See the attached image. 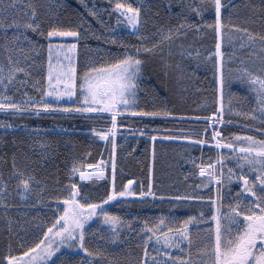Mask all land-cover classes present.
<instances>
[{"label": "snow or ice", "instance_id": "obj_1", "mask_svg": "<svg viewBox=\"0 0 264 264\" xmlns=\"http://www.w3.org/2000/svg\"><path fill=\"white\" fill-rule=\"evenodd\" d=\"M17 2L18 0H0V52L7 54L0 56V110L15 116L82 115L98 119L107 116L108 126L99 130L92 128L90 131L107 145H111L112 155L108 160L101 159L95 165L85 166L83 162H73L68 170V182L58 192L51 193L47 199H37L38 204L48 207L51 217L46 220L33 217L36 221L33 227L38 233L35 239L25 246L24 238L21 237L18 249H14L9 242L7 253L0 258V264H57L58 260L60 264H73L72 261L66 262L62 259L69 253L79 257L74 264H102L107 254L98 246L90 247L88 238L101 234V227L104 225H107L106 231L111 234L109 239L113 243L120 239L123 229L136 232L140 238L142 255L134 264H264V139L235 133L225 137L223 132L212 128L211 138H215L217 155L215 158L208 157L207 162H204L202 151L199 164L197 158L190 159L189 162L199 173L201 182L194 185L191 191L176 195L158 192L151 183L142 182L133 187V180H128L126 185L121 182L118 186L114 155L115 137L129 114L139 119L175 117V113L165 107L151 110L141 107L137 95L140 87L138 81L145 66L141 53L163 52L164 45L171 46L177 37L185 35L188 29L193 28L201 31L210 28L219 34L220 39L215 44V54H210V57L215 61L218 56L220 60L221 102L219 115L213 112L208 119H212L214 125H231V121L226 122L223 117L226 54L221 50V45L227 30L229 46L234 39H238L239 48L249 49L245 60L240 62L243 66L234 75L240 84L251 90L256 103L255 108L239 111L238 115L253 122L246 125L249 131H257L264 137V31L253 32L248 27L233 23L228 8L237 6L232 5L231 0H169V15L178 16L180 19L175 24H161L156 32L159 39L151 47L146 43L129 44L112 35L106 42L119 44L122 51H109L107 59L78 64L79 41L87 38L91 27L87 17L81 14L75 25L68 26L49 22L45 28V16L38 11L41 5L37 0H29L28 11L22 18H16L10 12ZM81 3L91 16L104 23L95 4L89 5L88 0H81ZM177 3L180 10L172 12ZM142 6V0L141 6L115 0L112 11L117 13L118 26L122 17H126L124 24L140 41H145L147 37L143 31L147 21L141 16ZM251 7L256 6L253 4ZM207 13L213 16L212 22L206 20ZM191 16L199 19L190 20ZM85 24L89 25L88 29H84ZM232 30H235V36ZM114 31L109 28V32ZM29 32L46 38L47 43L41 44ZM53 38H74L76 42L53 43ZM22 42L27 46H22ZM45 49L46 77L37 79L32 84L37 90L36 95L25 92L19 99L8 95L10 86L16 83L25 84L31 80V69L36 63L33 57L39 56ZM14 53L19 56L14 57ZM168 54H172L171 47ZM234 55H228L227 59L231 61ZM21 75L25 79H21ZM231 81L230 75L229 83ZM228 111H233L231 99L228 101ZM255 123L260 127L256 128ZM17 127L11 121L0 120V128L5 131H15ZM21 130L26 134L41 131L39 128L28 129L27 126ZM202 131L206 138H197L196 133L181 130L176 139L195 140L194 147L208 146L211 139L207 137L208 129ZM151 139L155 140L156 137L152 136ZM224 150H227L228 155H225ZM232 161L235 162L234 166H228ZM85 167L95 171H85ZM12 168V175L17 178L15 192L22 200L27 201L37 189L41 196L48 191L47 186L37 180L35 175L21 170L15 158ZM106 174L110 181V190L103 197L93 201L87 194H82V185L76 182L77 179L81 182H95L104 179ZM8 195L9 184L0 173V206L5 209L13 206L6 199ZM130 198H140L141 203L157 199L163 202L167 199L173 209H178L182 204H207L208 210L207 215L201 210L196 215H188L183 219L173 213H162L154 221H140L135 217L141 227L134 229L131 220L109 211L110 202H135ZM94 222L96 227L93 230ZM14 223L18 221L9 217L7 226L10 232L13 231ZM101 238L103 239L102 234ZM57 253L60 255L57 256Z\"/></svg>", "mask_w": 264, "mask_h": 264}, {"label": "trees", "instance_id": "obj_2", "mask_svg": "<svg viewBox=\"0 0 264 264\" xmlns=\"http://www.w3.org/2000/svg\"><path fill=\"white\" fill-rule=\"evenodd\" d=\"M37 2L41 5L38 11L45 16V28L48 27L49 22L52 24L59 22L62 26H68L75 25L81 14L87 17L91 22V27L87 38L79 41L78 49L82 55H88L93 61L107 59L109 51H122L119 44L106 42L107 38L112 35H115L117 40H124L129 44L146 43L151 47L159 39L156 32L161 24H175L180 19L178 16L169 15L170 10L167 7L169 0H142L141 16L147 21L143 34L147 39L140 41L130 29L123 28V23L117 25V13L112 11L115 0H88L89 5L95 4L97 10H100L99 15L103 24L86 11L81 0H37ZM119 2L141 6V0H119ZM28 3L29 0H18L15 7L10 10L11 15L22 18L28 11ZM231 4L237 6L228 8L233 23L248 27L253 32L264 31L262 0H231ZM253 4L255 8L251 7ZM104 9L107 11H103ZM179 10V3H177L171 11L178 12ZM198 19L195 16L190 17V20ZM206 20L213 21L211 13L206 14ZM225 23H227V17H225ZM88 28L89 25L85 24L84 29ZM109 28L115 31L109 32ZM232 31L235 34V30ZM29 35L33 39H39L41 44L47 43L44 37H37L31 32ZM216 43H218V34L212 29L205 28L201 31L193 28L188 29L185 35L177 37L171 46L164 45L163 52L141 53V59L145 61L141 79L138 81L140 87L137 95L141 107H147L150 110L165 107L173 111L175 117L139 119L129 114L128 118L123 121V126H131L134 130L131 134L123 130V134L121 133L122 135L116 138L115 161L118 186L121 182L126 185L128 180H133V187L142 182L151 183L158 192L176 195L191 191L194 185L201 182V178L197 181L189 178L195 171L189 161L197 158V164H199L201 162L199 157L203 151L204 162H207L208 157L215 158L216 151L206 147H194V144L179 143L175 139L181 130L196 133L197 138H206L202 131L208 129V122L205 123V120L211 117L213 112H217L218 99L220 101V68L218 73L217 66V64L220 65V60L217 56L215 61L210 57V54L216 52ZM22 46L27 45L22 42ZM169 47H171V55L168 54ZM221 49L226 54L223 86L224 119L226 122L231 121V125H222L218 130L223 132L225 137L233 133L252 135L254 132L249 131L246 125L253 122L238 115V112L255 108L256 103L250 89L245 88L239 82L229 83V76L235 77L237 66L227 64V30ZM6 55L0 52V56ZM18 56V53H14V57ZM33 58L36 63L31 69V80L25 84L16 83L8 89L7 94L15 99L21 98L25 92L29 95H36L37 90L32 87V84L37 79L46 77V49ZM20 78L25 79L23 75ZM229 99L233 104L232 112L228 111ZM0 120L11 121L18 126L15 131L11 129L5 131L0 128V173L9 184V192H12L14 196L15 206H23L26 201L21 199L19 203L15 188L13 189L17 183V178L12 175L13 158L21 170L35 175L37 180L47 186L48 191L43 196L39 189L30 196L32 201H28V205H34L35 198L47 199L51 193L58 192L68 182V170L73 162H83L85 166L96 164L105 153L102 141L90 129H101L108 126V117L98 119L82 115L15 116L10 112L0 111ZM145 125L149 127L146 128ZM24 126L28 129L39 128L41 131L26 134L21 130ZM214 127L217 129L216 126ZM255 127L259 128L260 125L255 123ZM152 136L156 139L152 140ZM207 137L210 138L209 130ZM186 169L188 170L184 172ZM76 182L80 183L78 179ZM81 185L82 194H85V191H93L95 188L96 191L93 194L101 195L109 189L108 179L81 183ZM130 199L135 202L116 204L122 210L123 215L128 216L124 219L136 222L134 218L138 217L141 221L144 219L150 221L152 201L141 203L138 198ZM169 207L168 202L164 200L159 204V211L165 214ZM4 226L6 227L4 223L0 225V257L5 255L9 242L12 245L15 241L17 242L6 232ZM133 228L138 229L139 226L136 225ZM139 250L138 252L141 253L140 245Z\"/></svg>", "mask_w": 264, "mask_h": 264}, {"label": "rangeland", "instance_id": "obj_3", "mask_svg": "<svg viewBox=\"0 0 264 264\" xmlns=\"http://www.w3.org/2000/svg\"><path fill=\"white\" fill-rule=\"evenodd\" d=\"M122 19H121V23L124 24V19H126V17H122ZM122 26L125 29H129V27L125 24ZM233 35L235 36L236 33ZM240 35H243V34L241 33ZM52 42L53 43H57V42H59V43H74L76 41L74 40V38H59V39L53 38ZM239 43H240V41L238 39H234L231 46H229V44L227 43L228 55L233 54V53L235 54L231 61H229L227 59V64L235 65V66H237V69H239L243 66L240 62L242 60H245L246 56L249 54V49H247V48L241 49L238 47ZM77 61H78V64H83L84 62L93 61V60H92V58H89L88 55H85V54L82 55L81 52L79 51V49H77ZM238 82L239 81H237L235 79V77L232 78L233 84L238 83ZM220 101H221V89H220ZM0 111H2V110H0ZM105 117H107V116H105ZM105 117H104V119H105ZM101 121H103V120H101ZM128 125H131V124H128ZM213 126H216L217 130H218L221 125H214L212 123V119H208V130L210 133V138H211V129L213 128ZM97 130H99V129H97ZM123 130H127V134H131L132 133L131 131H133L134 128L131 126H122L121 128H119L118 133L115 137V142H116V138L118 137V135H120L122 133ZM243 135H245V134H243ZM243 135H241V136H243ZM247 135H249V134H247ZM214 139L215 138L210 139V143L208 144V146H200V147H206L208 149L215 150ZM260 139H263V137H260ZM175 141H177L179 143H183V144H191V145L195 144V141H193V140L183 141V140L175 139ZM102 143H103V146L105 145L106 151H105L104 156L101 157L97 161V163L101 159L108 160L110 158V156L112 155L111 145H107L106 142H104V141H102ZM245 146H247V145H245ZM224 151H225V155H228L227 150H224ZM114 155H115V153H114ZM234 164H235V162L232 161L228 166L231 167V166H234ZM189 178L197 181V179H199L201 177L199 176V173L195 169V171L193 172V176L190 175ZM105 179H107V174L105 175ZM102 180H104V179H102ZM79 182H81V181H79ZM233 187H235V182L233 183ZM14 188H15V186H13V189ZM109 190H110V181H109L108 191ZM213 190H215V189L213 188ZM95 191H96V189L94 188L93 191H90V192L85 191V194H87L93 201L98 200L99 198H101L105 195L104 192H102L101 195H95V194H93V193H95ZM205 192H207V189H205ZM13 198H14V196H12V192H9V195L7 196L6 199H7L8 203L10 205H13V206L8 207L6 209L3 206H0V225H2L3 223L6 225V227L4 226L6 232L9 233L11 238H14L17 240V242L15 241V244H13L12 246L14 249H18L20 247V238L21 237L24 238L25 246H27V245L31 244L32 240L35 239V236L38 234L37 230L34 229V227H33V225L36 223V221L33 219V217H39L40 219L46 220V219L51 217V212L49 211L48 207L37 203L38 198H35L33 200L34 205H35L34 208L32 205H28V201H30V200L32 201V197H30L26 202H24L23 206H15ZM138 199H140V198H138ZM17 200H19V203H21V201H20L21 198L18 194H17ZM206 208L208 209V205L206 206ZM109 211L120 214L124 218H128V216L123 215L122 210L120 208H118L116 206V203H114V202L112 203V205L109 206ZM9 217H12V218H14L15 221H18V223H14L12 232L9 231V228L7 226ZM136 225L141 227V224H138L137 221L132 222V227H135ZM95 227H96V223L94 222L93 223V230L95 229ZM106 229H107V225H104L101 227V234L103 235V239L101 238V234H96V235H93V236L88 238V243H89L90 247L96 248L98 246L101 250H103L107 254L105 256L102 264H134L136 259L142 255V251H141V253L138 252L139 251V245H140L139 244L140 238H139V236H137L136 232L131 231L130 229H123L120 232V239L118 241H116L115 243H113L112 240L109 239L111 234L108 233L106 231ZM135 235H136V238H135ZM132 240H134V242L131 243ZM62 251H64V250H62ZM6 253H7V250H6L5 254ZM81 254L86 255L83 253H81ZM59 255L60 254L57 253V256H59ZM78 258H79L78 256H75L71 253L62 257V259L64 261H66V262L72 261L73 264H74V261ZM53 259H56V257H53ZM97 259L99 260L100 258H97ZM57 264H60L59 260L57 261Z\"/></svg>", "mask_w": 264, "mask_h": 264}, {"label": "flooded vegetation", "instance_id": "obj_4", "mask_svg": "<svg viewBox=\"0 0 264 264\" xmlns=\"http://www.w3.org/2000/svg\"><path fill=\"white\" fill-rule=\"evenodd\" d=\"M253 132L254 133L252 135H255L259 138L261 137L257 131H253ZM263 139H264V137H263ZM187 170L188 169L184 170V172H186ZM155 189L157 190V188H155ZM204 191H205V189H204ZM166 201L168 202L170 207H169L168 211L165 212V215H167L169 213H173L179 219H183L188 215H196L201 210L205 211V214L207 215V211H206V210H208L206 208L207 204H199V203H192L191 205L182 204L178 209H173L170 205V202L167 199H166ZM112 203L113 202H110V205H112ZM159 204H160V201L158 199L156 201H152V211H151L152 215H151L150 221L156 220L162 214V212L159 211ZM140 221H141V219H140ZM138 224H140V223H138ZM139 252H140V250H139ZM3 256H4V254L0 258H2Z\"/></svg>", "mask_w": 264, "mask_h": 264}, {"label": "bare ground", "instance_id": "obj_5", "mask_svg": "<svg viewBox=\"0 0 264 264\" xmlns=\"http://www.w3.org/2000/svg\"><path fill=\"white\" fill-rule=\"evenodd\" d=\"M221 102V101H220ZM85 171H95V169H88V168H86V169H84ZM82 182H86V181H82ZM89 182V181H88Z\"/></svg>", "mask_w": 264, "mask_h": 264}]
</instances>
